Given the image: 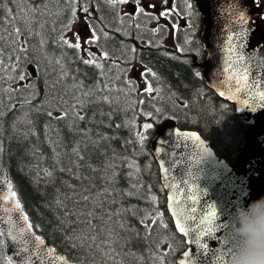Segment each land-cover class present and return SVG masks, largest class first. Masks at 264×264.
<instances>
[{
	"label": "trees",
	"instance_id": "1",
	"mask_svg": "<svg viewBox=\"0 0 264 264\" xmlns=\"http://www.w3.org/2000/svg\"><path fill=\"white\" fill-rule=\"evenodd\" d=\"M81 3L91 0H0V174L37 233L76 264H176L185 240L167 210L154 130L195 129L234 161L251 119L191 73L189 54L158 59L154 93L123 67L86 63L70 39ZM102 16L88 19L92 30L127 54L116 43L130 25Z\"/></svg>",
	"mask_w": 264,
	"mask_h": 264
},
{
	"label": "water",
	"instance_id": "2",
	"mask_svg": "<svg viewBox=\"0 0 264 264\" xmlns=\"http://www.w3.org/2000/svg\"><path fill=\"white\" fill-rule=\"evenodd\" d=\"M202 5L207 18L206 74L212 89L234 103L240 113L257 115V120L234 165L219 160L197 131L181 129L172 123L158 128L151 140L152 153L168 193V210L188 244L178 256L179 264H221L217 256L229 246L236 209L264 196V97L261 96L264 73H253L255 79L250 77L246 84L240 81L248 54L259 48L264 56V30L250 26L249 10L243 0H203ZM234 7L243 8L245 20L235 14ZM240 55L245 57L243 62ZM211 210L217 212L218 226L211 236L204 237L208 248L202 252L189 241L196 232L211 226L204 223ZM178 222L188 231L187 236L179 230ZM0 229L14 264H72L65 254L55 252L34 232L13 184L1 175Z\"/></svg>",
	"mask_w": 264,
	"mask_h": 264
},
{
	"label": "flooded vegetation",
	"instance_id": "3",
	"mask_svg": "<svg viewBox=\"0 0 264 264\" xmlns=\"http://www.w3.org/2000/svg\"><path fill=\"white\" fill-rule=\"evenodd\" d=\"M245 1L250 10V23L253 26L264 28V0H260L259 4L256 3V0ZM183 3L185 5L180 0H167V4L164 3V0H139V3H135L134 0H127L125 2L124 8L128 6L130 10H125L124 15L129 17V19H167L164 26L167 28L169 25L171 26L170 33L167 31L161 32L157 26L158 30L148 32L143 39L146 45H142L139 65L140 68H144L143 73L146 80L153 83L154 77L158 76L159 74L157 73L160 71L158 59L160 57L164 58V45L161 44L160 40L172 33L176 46L184 43L190 45L187 52L189 54L188 64L191 66V73L202 80L209 88L206 78H204L207 58L206 44L202 39L201 30L195 32V29L199 28L201 24L200 19H205V16L199 0H183ZM150 4L155 5V7L148 8L147 6ZM140 8H144L145 12L141 13L139 11ZM161 12H168V15H161ZM119 18L123 19V15H120ZM0 250L2 253L5 252L2 236H0ZM0 264L2 263L0 262Z\"/></svg>",
	"mask_w": 264,
	"mask_h": 264
},
{
	"label": "clouds",
	"instance_id": "4",
	"mask_svg": "<svg viewBox=\"0 0 264 264\" xmlns=\"http://www.w3.org/2000/svg\"><path fill=\"white\" fill-rule=\"evenodd\" d=\"M222 264H264V197L238 207Z\"/></svg>",
	"mask_w": 264,
	"mask_h": 264
},
{
	"label": "snow or ice",
	"instance_id": "5",
	"mask_svg": "<svg viewBox=\"0 0 264 264\" xmlns=\"http://www.w3.org/2000/svg\"><path fill=\"white\" fill-rule=\"evenodd\" d=\"M115 2V0H114ZM121 3L123 2H127V0H120ZM135 3H139V0H134ZM260 0H256V3L259 4ZM164 3L167 4V0H164ZM148 8H154L155 5H148ZM189 7H191V5H189ZM82 11L85 13L84 16V21H85V25L87 26L88 24V9L87 8H82ZM139 11L141 13L145 12L144 8H140ZM234 12L235 14L241 19V20H245L246 16L243 13V8L242 7H234ZM134 14V13H133ZM161 15H168V12H161ZM91 31V29H90ZM77 39H79V36L77 35ZM91 42V41H88ZM73 47L75 48H80L81 45L79 43L73 45ZM240 61L243 62L245 60L244 55H240L239 57ZM86 63H94V60L91 61H85ZM253 73H264V56L260 55V49L256 48L255 50H253L250 54H248L247 57V62L245 64V67L243 69V72L240 74V81H243L245 84L248 82L249 78L252 77V79H255V76L253 75ZM20 79H23V77H21ZM239 82V81H238ZM147 91L151 92L152 89L150 86L147 87L146 89ZM261 96L264 97V93H261ZM49 115H51V113H49ZM59 118V117H58ZM146 127H151V125H147ZM217 221V212L215 210H211L208 213V216L206 218V220L204 221V223H206L207 225H211L207 228H205L202 231H198L195 233V237L189 241L192 244H195L196 246H198L201 251H206L208 248V245L206 242H203L204 237L205 236H211L215 230V228H217L218 223H216ZM178 227L179 230L184 233V235H188V231L179 224L178 222ZM5 235L3 232H0V236ZM9 235L11 236V234L9 233ZM15 237H12V241H15ZM229 250V246L226 247V249H221V253L217 256V259L221 262L224 259V253L227 252ZM23 251H26V249H23ZM9 264H11V260L9 261Z\"/></svg>",
	"mask_w": 264,
	"mask_h": 264
},
{
	"label": "rangeland",
	"instance_id": "6",
	"mask_svg": "<svg viewBox=\"0 0 264 264\" xmlns=\"http://www.w3.org/2000/svg\"><path fill=\"white\" fill-rule=\"evenodd\" d=\"M115 3H118V7H119V12L121 15H123V19H129V17H127L126 15H124L125 10L129 11L130 8L127 6L126 8H124L125 6V2L121 3L120 0H115ZM93 13V9H88V14ZM87 14V15H88ZM84 16L85 13L82 11V15L79 17L78 22L74 25L73 29L71 30L70 36L71 38H73L76 42H78L81 45V48L85 54V56L89 59H93L95 62L100 63L103 60V55L102 53H100L98 51V49L96 48H92L90 42V31L89 29L86 28L85 26V21H84ZM162 19H154V21L158 22L161 21ZM131 23H137V19H131L130 20ZM137 26V25H136ZM167 32H171V30H167ZM77 35L79 36V39H77ZM138 42H140L141 45L145 46L146 42L139 40ZM161 44L168 46V47H172L174 44V38L172 36V33L166 37H164L163 39L160 40ZM139 48H141V46H138ZM91 55V56H90ZM137 61V60H136ZM136 61H133L130 63V67L128 68V72L133 73V71L136 68ZM115 64H118V61L114 62ZM144 69H141V71H143Z\"/></svg>",
	"mask_w": 264,
	"mask_h": 264
},
{
	"label": "bare ground",
	"instance_id": "7",
	"mask_svg": "<svg viewBox=\"0 0 264 264\" xmlns=\"http://www.w3.org/2000/svg\"><path fill=\"white\" fill-rule=\"evenodd\" d=\"M10 1V0H9ZM62 14V13H61ZM116 40V39H115ZM115 50V49H114ZM91 56V55H90ZM69 60V59H68ZM150 63V62H149ZM156 65V64H155ZM88 69V68H87ZM63 96V95H62ZM117 106V105H116ZM72 126V125H71ZM66 136V135H65ZM37 165V164H36ZM57 175V174H56ZM69 177V176H68ZM25 208V207H24ZM81 246V245H80ZM58 249V248H57ZM67 249V248H66ZM105 250V249H104ZM81 253V252H80ZM94 256V255H93ZM73 259V258H72Z\"/></svg>",
	"mask_w": 264,
	"mask_h": 264
}]
</instances>
